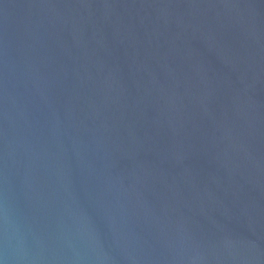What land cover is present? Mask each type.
<instances>
[{"label":"water","instance_id":"1","mask_svg":"<svg viewBox=\"0 0 264 264\" xmlns=\"http://www.w3.org/2000/svg\"><path fill=\"white\" fill-rule=\"evenodd\" d=\"M0 264H264V0H0Z\"/></svg>","mask_w":264,"mask_h":264}]
</instances>
